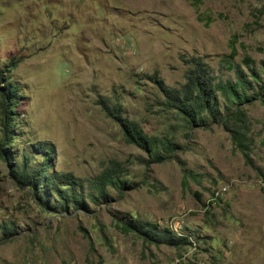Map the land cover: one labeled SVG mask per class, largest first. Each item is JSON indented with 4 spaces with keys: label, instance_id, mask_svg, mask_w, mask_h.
<instances>
[{
    "label": "rangeland",
    "instance_id": "obj_1",
    "mask_svg": "<svg viewBox=\"0 0 264 264\" xmlns=\"http://www.w3.org/2000/svg\"><path fill=\"white\" fill-rule=\"evenodd\" d=\"M245 57L264 62V0H0V94L17 88L11 121L0 102V264H264V106L242 107L249 166L221 126H190L157 85L182 86L190 58L234 80ZM105 108L159 153L178 149L153 163ZM46 150V175L78 180L82 206L14 179L23 155L39 165ZM114 167L127 186L101 192ZM134 221L190 245L150 243Z\"/></svg>",
    "mask_w": 264,
    "mask_h": 264
},
{
    "label": "trees",
    "instance_id": "obj_2",
    "mask_svg": "<svg viewBox=\"0 0 264 264\" xmlns=\"http://www.w3.org/2000/svg\"><path fill=\"white\" fill-rule=\"evenodd\" d=\"M235 41L234 38L232 46ZM234 55L235 49L232 47L230 58ZM241 64L246 67L247 72L239 64H231L230 70L234 73V80L216 82L206 64L198 58H190L185 60L187 70L185 83L182 86L170 88L162 82H158L157 85L164 97L163 105L166 108L175 111L192 127H207L210 123L221 126L230 135L234 148L241 153L245 164L251 166L248 136L250 125L242 107L255 101H259L264 106V62L257 69L254 62L245 57ZM16 93V86L9 84L0 94L1 105L6 109L4 111L5 121L12 120L9 116L15 109L13 101ZM220 98L222 102L219 101ZM104 111L109 118L119 124L126 141L148 153L153 163H162L168 159L166 154L170 155L178 149L177 145L167 142L161 146L165 155L159 153L157 144L151 141L135 123L121 118L115 109L105 108ZM6 123L9 124V122ZM6 123H2V136L7 141L6 145H9L14 139L7 131L9 126ZM2 144H4L3 141L0 142V153L4 152L8 158L6 160L9 161L10 152L7 148H3ZM47 151L50 150L44 152L46 156L39 165L33 163L31 165L30 158L23 155L20 165L12 172L14 179L18 183L35 188L40 185L49 188L64 203L61 205L64 208L69 205L82 206V197L75 190L76 186H80L78 180L69 174L56 179L46 175L49 166L46 162L49 158ZM120 173L119 167L103 172L98 178L101 192L105 186L117 189L126 187L127 183L119 179L118 174ZM60 185L68 188L61 189ZM126 226L128 230L150 243L164 244L174 248L190 245L187 238L175 237L168 231H157L156 226L153 225H143L134 221L128 222Z\"/></svg>",
    "mask_w": 264,
    "mask_h": 264
}]
</instances>
